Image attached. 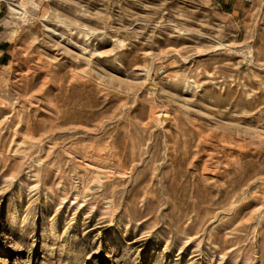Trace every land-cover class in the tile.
Segmentation results:
<instances>
[{
    "label": "rangeland",
    "instance_id": "obj_1",
    "mask_svg": "<svg viewBox=\"0 0 264 264\" xmlns=\"http://www.w3.org/2000/svg\"><path fill=\"white\" fill-rule=\"evenodd\" d=\"M23 1L0 264H264V0Z\"/></svg>",
    "mask_w": 264,
    "mask_h": 264
},
{
    "label": "bare ground",
    "instance_id": "obj_2",
    "mask_svg": "<svg viewBox=\"0 0 264 264\" xmlns=\"http://www.w3.org/2000/svg\"><path fill=\"white\" fill-rule=\"evenodd\" d=\"M24 1H25V0H24ZM24 1H23V2H24ZM12 3H13V2H12ZM12 6H13V7H10V8H14V9H15V8H23V7H25L24 4H23L22 2L17 3V4L15 3V4H13Z\"/></svg>",
    "mask_w": 264,
    "mask_h": 264
},
{
    "label": "built area",
    "instance_id": "obj_3",
    "mask_svg": "<svg viewBox=\"0 0 264 264\" xmlns=\"http://www.w3.org/2000/svg\"><path fill=\"white\" fill-rule=\"evenodd\" d=\"M11 1V0H10Z\"/></svg>",
    "mask_w": 264,
    "mask_h": 264
}]
</instances>
